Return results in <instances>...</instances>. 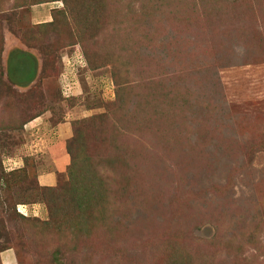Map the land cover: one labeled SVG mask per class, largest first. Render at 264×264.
I'll return each instance as SVG.
<instances>
[{
  "label": "rangeland",
  "instance_id": "rangeland-1",
  "mask_svg": "<svg viewBox=\"0 0 264 264\" xmlns=\"http://www.w3.org/2000/svg\"><path fill=\"white\" fill-rule=\"evenodd\" d=\"M0 264H264V0H0Z\"/></svg>",
  "mask_w": 264,
  "mask_h": 264
},
{
  "label": "trees",
  "instance_id": "trees-1",
  "mask_svg": "<svg viewBox=\"0 0 264 264\" xmlns=\"http://www.w3.org/2000/svg\"><path fill=\"white\" fill-rule=\"evenodd\" d=\"M78 145H79V150H83L84 149V147L85 146H82L81 147V145H80V143L78 142ZM81 155H83V154H81ZM84 156H86L85 157V161H88V162H90V163H88V164H91L92 162L94 163V161H95V159L96 160H98V161H100V163H99V166H98V170L96 171V172H99V176L101 177V175L103 174L104 176H105V174L103 173V171L101 170V167H105L104 166V159L103 158H101L100 157V155H98V156H94V155H84ZM92 157V158H91ZM111 159H109L108 160V162L109 163H111V161H110ZM92 165L94 166V164H91V165H88V166H86V168L88 169V170H90V171H95V169L92 167ZM91 167V168H90ZM103 186V185H102ZM104 187H105V185H104ZM50 188H52V187H50ZM106 194H107V191L105 190V191H102V190H100V189H96V192H95V196H94V198H93V203H90V206L88 207V209H91V208H95V210L97 211V212H106V209H104V208H102V209H99V207L97 206L99 203H101L102 201H104L105 202V199L104 198H106ZM90 196L91 195H89V193H88V190H87V195L86 196H84L83 197V203L81 204V205H78V207L80 208V210H81V213H80V215H84L85 214V209H86V207H87V204H88V202L90 201ZM52 197H53V195L52 196H50V200L52 199ZM53 205L55 206V207H51V215H52V217H55L56 215H58V212H59V210H58V208L59 207H57V202L54 200V202H53ZM86 215V214H85ZM84 215V216H85ZM83 233L80 229H79V231L76 233V234H79V233ZM61 242V241H60ZM60 242H57L56 243V245H55V249H56V253H55V255H61V250H59L57 247L58 246H60ZM74 248H76L75 246H74ZM56 260H58V258L56 259Z\"/></svg>",
  "mask_w": 264,
  "mask_h": 264
},
{
  "label": "crops",
  "instance_id": "crops-1",
  "mask_svg": "<svg viewBox=\"0 0 264 264\" xmlns=\"http://www.w3.org/2000/svg\"><path fill=\"white\" fill-rule=\"evenodd\" d=\"M48 181H49V178H47V176H46V177L44 176V179H43L42 182H43L44 184H48V183H47Z\"/></svg>",
  "mask_w": 264,
  "mask_h": 264
}]
</instances>
